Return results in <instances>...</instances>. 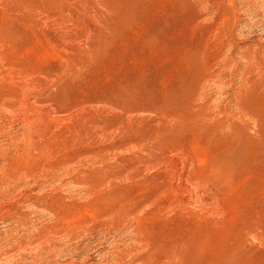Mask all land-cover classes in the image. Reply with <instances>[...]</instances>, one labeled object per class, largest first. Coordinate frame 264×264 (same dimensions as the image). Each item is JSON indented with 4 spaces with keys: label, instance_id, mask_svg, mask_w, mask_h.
I'll return each instance as SVG.
<instances>
[{
    "label": "rangeland",
    "instance_id": "374dc122",
    "mask_svg": "<svg viewBox=\"0 0 264 264\" xmlns=\"http://www.w3.org/2000/svg\"><path fill=\"white\" fill-rule=\"evenodd\" d=\"M0 264H264V0H0Z\"/></svg>",
    "mask_w": 264,
    "mask_h": 264
}]
</instances>
